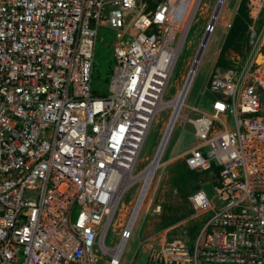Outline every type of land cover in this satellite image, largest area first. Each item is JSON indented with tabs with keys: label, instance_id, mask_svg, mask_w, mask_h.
Masks as SVG:
<instances>
[{
	"label": "built area",
	"instance_id": "obj_1",
	"mask_svg": "<svg viewBox=\"0 0 264 264\" xmlns=\"http://www.w3.org/2000/svg\"><path fill=\"white\" fill-rule=\"evenodd\" d=\"M183 10L171 0L149 11L139 0H0V264L120 263L132 213L122 207L116 246L105 239L160 111L176 59L170 20ZM101 28L115 42L97 95ZM207 90L211 112L189 120L196 144L184 156L189 170L218 169L212 198H189L206 219L190 243L151 248L145 264H264V76L218 69Z\"/></svg>",
	"mask_w": 264,
	"mask_h": 264
},
{
	"label": "rangeland",
	"instance_id": "obj_2",
	"mask_svg": "<svg viewBox=\"0 0 264 264\" xmlns=\"http://www.w3.org/2000/svg\"><path fill=\"white\" fill-rule=\"evenodd\" d=\"M165 1L139 0L148 11L152 10L156 3ZM184 2L189 8L182 22L183 32L179 27L174 29L173 47L175 51L177 50L176 60L161 98L160 111L152 120L134 168L135 175L153 158L171 115V99L182 88L187 73L193 66L192 62L196 59L198 61L183 102L181 116L171 131L160 158V167L154 171L149 194L133 225L131 238L122 250L119 264H145L147 253L151 248L160 247L171 240L187 243L193 240L201 222L206 218H203V214L199 211L197 216V212L195 213V209L192 208L189 198L193 193L183 201L175 183L181 166L185 165L186 152L196 144L189 120L211 112L213 97L207 88L210 75L215 70H233L247 82H250L256 73L264 76V0H184ZM213 13L216 20L213 23V31L208 37L205 28ZM237 20H240L244 28L234 33L230 30ZM114 42L113 33L102 28L99 30L92 79V89L97 95H103L107 90L113 64ZM203 42L204 45L201 46ZM140 184V181L134 182L133 187L123 195L119 211L116 212L105 239L106 247L113 248L118 244L116 224L122 207L124 212L122 215L127 218ZM198 191L205 192L208 198H212L214 194L211 184H204ZM213 201L215 202V199ZM181 205L186 207L185 211L181 208L179 214H184V217L176 223L162 227L168 221L167 217L174 213L172 208ZM74 216L75 213L72 217ZM96 256L99 257L98 254ZM108 260L101 257L97 264H107Z\"/></svg>",
	"mask_w": 264,
	"mask_h": 264
},
{
	"label": "bare ground",
	"instance_id": "obj_3",
	"mask_svg": "<svg viewBox=\"0 0 264 264\" xmlns=\"http://www.w3.org/2000/svg\"><path fill=\"white\" fill-rule=\"evenodd\" d=\"M171 1L178 3V9L181 6L184 7V10L180 14V16L178 15V17H177V15H176L175 18H171V20H170V22L173 23L174 29L175 28L177 29L179 27V29L182 30V32H183L182 22H183L186 14H187V10L189 8V5H186L184 0H171ZM189 1H192V0H189ZM191 7H192V5H191ZM212 16H214V13H213ZM214 18H216V17H213V19ZM174 29L171 28V38L172 39L175 38ZM205 39H206V37H205ZM203 45H204V42H203V44L201 46H203ZM176 53H177V50H176ZM194 61L195 62H194L193 66L190 69L189 75L186 76L187 79H185L182 88L180 90H178L175 93L174 97L171 99V103H172L171 104L172 105L171 106L172 107L171 108L172 109L171 115H170L168 123H166V125H165L162 140H161V142L159 141L158 147H157V149L155 151V154H154L153 158L151 159V161L148 163V165L142 171H140L136 175L134 174V171H133V175H131L130 178L128 177L129 179L127 178V181L130 180L131 183L132 182H137V181H140V183H141L140 186L138 187L139 188L138 189V193H137V195L135 197V200H134V202L132 204V207H131V210L129 212V214L132 213V218H131V222H130L129 226L134 225L135 221L138 218V214L141 211V208L144 205V201H145V199L147 198V196L149 194L151 183H152V180H153V177H154L152 172L156 171V169L160 167V158L163 155V151H164V149L166 147V144L168 142V139H169V136L171 134V131L173 130V127H174L176 121L181 116L180 113H181V110L183 109V107H182L183 106V102H184L185 96L187 94V91L189 89L190 83L192 81L193 74L195 73L194 69H196L195 66H196V63H197L196 61L197 60H194ZM173 63H174V61H169V63H168L170 65V68H169L167 76H170L169 74L172 73L171 66H172ZM167 76H166V79H167ZM167 83H168V81H167ZM161 101L162 100H160V102ZM141 173H142V175H140ZM138 175H140V176H138ZM141 176H143V177H141ZM132 177H134V179ZM131 179H133V180H131ZM129 214H128V217H129ZM128 217H127V219H128Z\"/></svg>",
	"mask_w": 264,
	"mask_h": 264
},
{
	"label": "trees",
	"instance_id": "obj_4",
	"mask_svg": "<svg viewBox=\"0 0 264 264\" xmlns=\"http://www.w3.org/2000/svg\"><path fill=\"white\" fill-rule=\"evenodd\" d=\"M243 28L244 26L240 23V20L239 21L237 20L232 25L230 31L236 33L237 31L242 30ZM263 106H264V99L262 100V107ZM217 174H218L217 168H213L208 171H192L189 170L186 167V165H182L178 173V176L175 178V183L177 184L179 195L183 198V201H186V198L190 193L197 192L198 190L201 189V187L204 184H211V185L214 184L217 179ZM181 208H183V211L186 210V207L185 206L182 207V205L177 208H172L173 209L172 212L174 213L167 217L168 221L164 223L162 227L176 223L178 220L184 217V214L179 215Z\"/></svg>",
	"mask_w": 264,
	"mask_h": 264
},
{
	"label": "crops",
	"instance_id": "obj_5",
	"mask_svg": "<svg viewBox=\"0 0 264 264\" xmlns=\"http://www.w3.org/2000/svg\"><path fill=\"white\" fill-rule=\"evenodd\" d=\"M263 99H264V96H263Z\"/></svg>",
	"mask_w": 264,
	"mask_h": 264
}]
</instances>
